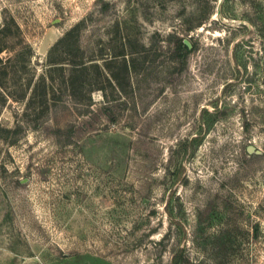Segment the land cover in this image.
<instances>
[{
    "label": "rangeland",
    "instance_id": "1",
    "mask_svg": "<svg viewBox=\"0 0 264 264\" xmlns=\"http://www.w3.org/2000/svg\"><path fill=\"white\" fill-rule=\"evenodd\" d=\"M0 264H264V0H0Z\"/></svg>",
    "mask_w": 264,
    "mask_h": 264
},
{
    "label": "water",
    "instance_id": "2",
    "mask_svg": "<svg viewBox=\"0 0 264 264\" xmlns=\"http://www.w3.org/2000/svg\"><path fill=\"white\" fill-rule=\"evenodd\" d=\"M216 13L219 15V13H220V8H219V7H217V11H216ZM183 43H184L185 45H187L188 47H190V44H189V42H188L187 40H183Z\"/></svg>",
    "mask_w": 264,
    "mask_h": 264
},
{
    "label": "trees",
    "instance_id": "3",
    "mask_svg": "<svg viewBox=\"0 0 264 264\" xmlns=\"http://www.w3.org/2000/svg\"><path fill=\"white\" fill-rule=\"evenodd\" d=\"M181 45L183 46V48L189 49V47L187 45H185L184 43H181Z\"/></svg>",
    "mask_w": 264,
    "mask_h": 264
}]
</instances>
